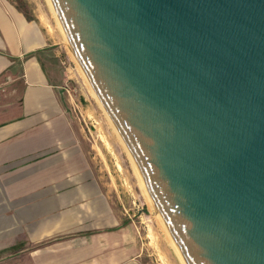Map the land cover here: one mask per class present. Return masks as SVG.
<instances>
[{"label":"water","instance_id":"water-1","mask_svg":"<svg viewBox=\"0 0 264 264\" xmlns=\"http://www.w3.org/2000/svg\"><path fill=\"white\" fill-rule=\"evenodd\" d=\"M186 264H264V0H45Z\"/></svg>","mask_w":264,"mask_h":264},{"label":"crops","instance_id":"crops-1","mask_svg":"<svg viewBox=\"0 0 264 264\" xmlns=\"http://www.w3.org/2000/svg\"><path fill=\"white\" fill-rule=\"evenodd\" d=\"M67 46L49 11L0 0V264H153L71 118Z\"/></svg>","mask_w":264,"mask_h":264},{"label":"rangeland","instance_id":"rangeland-1","mask_svg":"<svg viewBox=\"0 0 264 264\" xmlns=\"http://www.w3.org/2000/svg\"><path fill=\"white\" fill-rule=\"evenodd\" d=\"M8 1L27 16L33 12L43 14L45 11L53 16L45 0ZM65 43L68 45L66 39ZM67 47L70 59L65 57V63L72 76L65 89V101L72 120L81 127L84 144L98 179L126 216L128 214L143 221L140 230L145 245L159 255L153 264H183L167 228L146 194L81 67L69 45ZM161 250L166 252L165 258Z\"/></svg>","mask_w":264,"mask_h":264},{"label":"bare ground","instance_id":"bare-ground-1","mask_svg":"<svg viewBox=\"0 0 264 264\" xmlns=\"http://www.w3.org/2000/svg\"><path fill=\"white\" fill-rule=\"evenodd\" d=\"M86 78V77H85ZM88 81V80H87ZM143 185V184H142ZM143 188H144V186H143ZM145 189V188H144ZM146 191V190H145ZM146 194H147V192H146ZM148 195V194H147ZM148 197H149V195H148ZM149 199H150V197H149ZM151 201V200H150ZM171 237V236H170ZM172 239V238H171ZM172 241H173V239H172ZM173 244H174V246H175V248H176V250L178 251V254H179V256H180V258H181V260H182V262H183V264H186L185 262H184V260H183V258H182V256H181V254H180V252H179V250L177 249V247H176V245H175V243H174V241H173Z\"/></svg>","mask_w":264,"mask_h":264}]
</instances>
